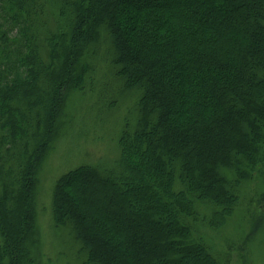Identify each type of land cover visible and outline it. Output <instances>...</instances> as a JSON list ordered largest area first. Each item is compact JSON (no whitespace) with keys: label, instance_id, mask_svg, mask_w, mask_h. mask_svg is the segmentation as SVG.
<instances>
[{"label":"trees","instance_id":"16d2710c","mask_svg":"<svg viewBox=\"0 0 264 264\" xmlns=\"http://www.w3.org/2000/svg\"><path fill=\"white\" fill-rule=\"evenodd\" d=\"M103 46L135 120L57 180L54 226L81 264H229L201 232L264 168V0H0V264H32L36 174Z\"/></svg>","mask_w":264,"mask_h":264},{"label":"rangeland","instance_id":"374dc122","mask_svg":"<svg viewBox=\"0 0 264 264\" xmlns=\"http://www.w3.org/2000/svg\"><path fill=\"white\" fill-rule=\"evenodd\" d=\"M95 67L93 86L70 92L57 134L36 174V247L32 264H81V245L71 232L53 224L50 207L54 186L61 176L79 166L111 167L119 155L118 139L125 122L135 120L137 96L122 91L115 82L106 46L101 48ZM262 169L260 174L253 175L251 182L240 186L243 207L226 225L219 231L201 232L209 250L222 263L264 264ZM245 240L247 245L242 249Z\"/></svg>","mask_w":264,"mask_h":264}]
</instances>
